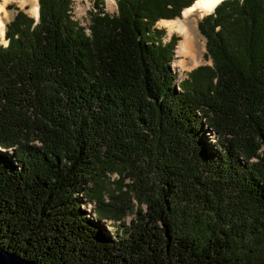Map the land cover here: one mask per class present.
I'll return each mask as SVG.
<instances>
[{
	"label": "trees",
	"instance_id": "16d2710c",
	"mask_svg": "<svg viewBox=\"0 0 264 264\" xmlns=\"http://www.w3.org/2000/svg\"><path fill=\"white\" fill-rule=\"evenodd\" d=\"M195 1L116 0L111 14L96 0L86 27L73 0H39L38 22L9 6L1 248L36 264H264V0L201 19L212 65L177 84L181 38L156 25ZM100 218L121 222L117 238Z\"/></svg>",
	"mask_w": 264,
	"mask_h": 264
},
{
	"label": "rangeland",
	"instance_id": "374dc122",
	"mask_svg": "<svg viewBox=\"0 0 264 264\" xmlns=\"http://www.w3.org/2000/svg\"><path fill=\"white\" fill-rule=\"evenodd\" d=\"M26 1L28 0H16L6 5V9L8 13V17L5 18L6 25L10 23L14 19L15 15L18 13V11H16L15 9H12V8L9 9L10 5L17 6L20 10H24L28 15L34 18V16L30 12V5ZM95 2L96 0H73V6H72L73 17L76 21L80 22V24L83 27H86L91 23L90 15L92 11L95 10ZM1 3H2V0H1ZM38 3H39V0H38ZM104 3H105L106 11H108L111 14L118 13L116 0H104ZM184 12L185 11H183L182 14L185 15ZM184 15L181 18H177L176 20H181L183 23H185V25L189 28L191 33L198 40V45H197V49H198L197 61L199 63L198 65H196V63L190 58L182 59L181 57L177 55L178 46L180 42L183 40V37L179 33L172 32L167 26L161 25L160 22L163 20L159 21V25H156L157 28L164 29L166 31L164 39L167 42L170 41V39L174 35L181 38V41L178 43L176 47L175 55H174L172 65H171L174 73H176L179 76V79L176 82L177 84H179L181 81L186 79L188 77V74L192 72L194 69H196L197 67L202 66V65H212V61L207 57V49H206L207 41L198 29V23L202 19V16L198 12L192 13L188 17H185ZM168 21H171V20H168ZM0 44H3L6 46V44L2 40H0ZM204 138L208 141L210 147L214 149V145L218 143L217 135H215L213 132H211L205 127ZM13 152L14 151L12 149H4L0 147V154L9 156ZM119 178L120 177L118 174L110 176V180L107 184H105V187L108 189L112 188L114 190L115 188L118 187ZM126 183H130L129 180H126ZM82 209L85 211V213L88 215L90 219L99 221L98 220L99 217L97 216V213H96L97 212L96 204L92 203L88 198L83 199ZM134 217L135 215L132 214L131 211H128L127 216L122 222V224L124 223V224L130 225ZM100 224L104 226L108 235L113 238H117V235H119V232L121 231V229L117 230L118 228L117 224H121V222L116 223L108 219H101Z\"/></svg>",
	"mask_w": 264,
	"mask_h": 264
},
{
	"label": "bare ground",
	"instance_id": "6f19581e",
	"mask_svg": "<svg viewBox=\"0 0 264 264\" xmlns=\"http://www.w3.org/2000/svg\"><path fill=\"white\" fill-rule=\"evenodd\" d=\"M12 1L16 0H2L0 4V40H2L6 45L8 42L5 39L6 33V22L5 18L8 17L6 5ZM220 0H218L219 2ZM30 5V12L34 17L39 16V3L38 0H28L26 1ZM216 0H198L191 8L185 10V17L190 16L192 13L198 12L201 16H205L207 13L211 12L213 8L218 3ZM161 25L167 26L170 31L179 33L183 40L180 42L177 55L184 58L192 59L196 65H198L197 61V38L191 33L189 28L183 23L181 20H163L160 22Z\"/></svg>",
	"mask_w": 264,
	"mask_h": 264
},
{
	"label": "water",
	"instance_id": "95a60500",
	"mask_svg": "<svg viewBox=\"0 0 264 264\" xmlns=\"http://www.w3.org/2000/svg\"><path fill=\"white\" fill-rule=\"evenodd\" d=\"M224 1H226V0H220V1L216 4V6L213 8V10H212L211 12L207 13L205 16L214 13L216 7H217L218 5H220V4H221L222 2H224ZM196 2H197V1H195V3H196ZM195 3H194V4H195ZM194 4H193V5H194ZM193 5H192V6H193ZM192 6H191V7H192ZM183 15H184V14H182V16H183ZM205 16H202V19H203ZM39 18H40V14H39V16H38L37 18L34 17V19L36 20V22L39 21ZM157 25H159V22L157 23ZM7 42H8V41H7ZM8 43H9V42H8ZM6 46H8V44H7ZM0 264H36V263L31 262V261H29V260H26V259L23 258L22 256L17 255V254L12 253V252H9V251H7V250H5V249H3V248L0 247Z\"/></svg>",
	"mask_w": 264,
	"mask_h": 264
},
{
	"label": "snow or ice",
	"instance_id": "6c2138e0",
	"mask_svg": "<svg viewBox=\"0 0 264 264\" xmlns=\"http://www.w3.org/2000/svg\"><path fill=\"white\" fill-rule=\"evenodd\" d=\"M216 2H218V0H216Z\"/></svg>",
	"mask_w": 264,
	"mask_h": 264
}]
</instances>
